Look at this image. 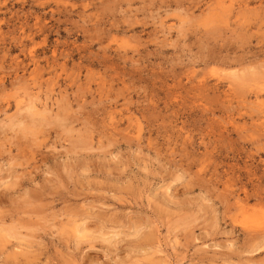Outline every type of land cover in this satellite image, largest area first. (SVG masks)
<instances>
[{"label": "rangeland", "instance_id": "1", "mask_svg": "<svg viewBox=\"0 0 264 264\" xmlns=\"http://www.w3.org/2000/svg\"><path fill=\"white\" fill-rule=\"evenodd\" d=\"M0 264H264V0H0Z\"/></svg>", "mask_w": 264, "mask_h": 264}, {"label": "bare ground", "instance_id": "2", "mask_svg": "<svg viewBox=\"0 0 264 264\" xmlns=\"http://www.w3.org/2000/svg\"><path fill=\"white\" fill-rule=\"evenodd\" d=\"M31 108V107H30ZM36 108V107H35ZM36 110V109H35ZM30 112H32V111H30ZM32 113H34V112H32Z\"/></svg>", "mask_w": 264, "mask_h": 264}]
</instances>
